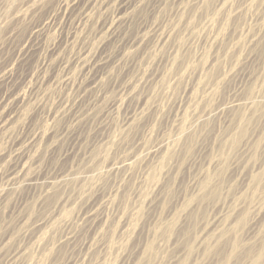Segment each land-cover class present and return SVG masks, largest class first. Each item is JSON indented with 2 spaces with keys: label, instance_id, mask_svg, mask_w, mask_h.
<instances>
[{
  "label": "rangeland",
  "instance_id": "obj_1",
  "mask_svg": "<svg viewBox=\"0 0 264 264\" xmlns=\"http://www.w3.org/2000/svg\"><path fill=\"white\" fill-rule=\"evenodd\" d=\"M60 2L0 0V264H264V0Z\"/></svg>",
  "mask_w": 264,
  "mask_h": 264
},
{
  "label": "bare ground",
  "instance_id": "obj_2",
  "mask_svg": "<svg viewBox=\"0 0 264 264\" xmlns=\"http://www.w3.org/2000/svg\"><path fill=\"white\" fill-rule=\"evenodd\" d=\"M2 4V3H1ZM80 2H74L72 5H65V4H62V2H60L55 9L53 8H47V16L49 17V20H54L56 15L60 14L63 16L64 19L67 20V22H69L73 16L75 15L76 11L78 10V8L80 7ZM47 6L44 5V4H39V5H35L32 9H31V12L32 13H36V12H41L42 10L44 11V9L46 8ZM9 10V9H8ZM46 10V9H45ZM45 12V11H44ZM46 13V12H45ZM84 13V12H83ZM79 17V16H78ZM23 18L22 15H15L13 18H12V21L13 22H19V20H21ZM28 19V18H27ZM128 20V19H127ZM130 20V19H129ZM13 24V23H12ZM10 25V24H9ZM10 29V28H9ZM7 32V30H6ZM7 34V33H6ZM14 34V33H13ZM14 37V36H13ZM11 40V39H10ZM11 94V93H10ZM20 101V100H19ZM8 123V122H7ZM29 125V124H28ZM27 125V126H28ZM5 130V128H4ZM35 139V137H34ZM242 139H243V136L239 134V138L236 140H234V144H238V143H241L242 142ZM17 142V141H16ZM44 145V144H43ZM160 148V147H159ZM156 152V151H155ZM161 153V152H160ZM159 153V154H160ZM24 155L20 156L19 157V163H21V161L24 159L23 158ZM26 156V155H25ZM1 157V156H0ZM2 158V157H1ZM24 167V166H23ZM118 167V166H117ZM36 175V174H35ZM20 177V176H19ZM203 189V192H205L207 190V188L209 187V184L208 182L205 183V186H201ZM209 189V188H208ZM7 192V191H6ZM5 192V193H6ZM202 192V193H203ZM209 192V191H208ZM205 194V193H204ZM214 195V194H213ZM5 196V194H4ZM3 196V197H4ZM206 197V196H205ZM1 198V197H0ZM204 199V198H203ZM103 204V203H102ZM104 205V204H103ZM102 205V206H103ZM104 207V206H103ZM104 209V208H103ZM89 211V210H88ZM240 211V210H239ZM238 211V212H239ZM82 214V213H81ZM187 215V214H186ZM236 215V214H235ZM89 218V221L91 222V226L94 228V234H99L101 233V231H103L104 229V226L106 225V217H105V214L103 212L102 209H100L99 211L97 210L96 212H90L87 216ZM260 217V216H259ZM233 220V219H232ZM258 220V219H257ZM87 221V220H86ZM234 221V220H233ZM88 222V221H87ZM257 222V221H256ZM232 223V221H231ZM231 225V224H230ZM252 225V224H251ZM252 227V226H250ZM251 230V229H250ZM92 231V230H91ZM226 232H223L222 234H220L217 238H214V242L213 243H217V241H219L220 239L223 238V236L225 235ZM93 234V233H92ZM95 237V236H94ZM252 239V238H251ZM206 244V243H205ZM203 244V246L205 245ZM202 246V245H201ZM210 246V243H207V245H205V249H207L208 247ZM247 247V246H246ZM202 248V247H201ZM151 245H144L143 248L141 249L142 250V253H141V250L140 252H138V254L135 255L134 259L133 260H130L132 264H149V254L151 253ZM219 249V248H218ZM247 249V248H246ZM202 250V249H201ZM137 252V251H136ZM240 252V243H238L236 240H231L230 241V253H229V256L228 258L226 259V264H229L230 260H232L233 258H235V256H237V254H239ZM245 252H248V256L253 254L254 258L258 255H254V251H253V248L250 247L248 248L247 250H245ZM144 253V254H143ZM185 253V252H184ZM143 256V258H142ZM250 256V257H251ZM188 256H185V257H175L169 264H189L188 261H189V258L187 259ZM238 257V256H237ZM193 258V257H192ZM224 260V259H223ZM228 260V261H227ZM255 260V259H254ZM228 262V263H227ZM232 262V261H231ZM130 263V262H129ZM223 264H225V262H223Z\"/></svg>",
  "mask_w": 264,
  "mask_h": 264
}]
</instances>
